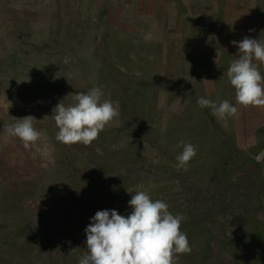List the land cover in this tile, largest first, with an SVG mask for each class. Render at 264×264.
<instances>
[{
    "label": "rangeland",
    "instance_id": "rangeland-1",
    "mask_svg": "<svg viewBox=\"0 0 264 264\" xmlns=\"http://www.w3.org/2000/svg\"><path fill=\"white\" fill-rule=\"evenodd\" d=\"M245 37L264 41V0H0V264H78L90 217L128 215L138 190L197 213L176 264H264V106L227 77ZM93 86L119 115L89 146L59 143L55 106ZM200 97L238 115L225 127ZM29 115L46 153L5 131Z\"/></svg>",
    "mask_w": 264,
    "mask_h": 264
},
{
    "label": "clouds",
    "instance_id": "clouds-1",
    "mask_svg": "<svg viewBox=\"0 0 264 264\" xmlns=\"http://www.w3.org/2000/svg\"><path fill=\"white\" fill-rule=\"evenodd\" d=\"M231 43L238 49V58L228 67L227 77L235 89L236 102L244 107L264 106V74L259 70V66L264 64V41L245 37ZM102 97L103 88L93 86L87 92L77 93L74 105L58 103L53 111L58 128L56 141L68 146H89L97 140L119 115L118 104ZM197 104L201 109H210L225 127L229 118L238 115V108L229 100L217 103L200 97ZM33 118L31 115L19 118L5 131L8 136L21 140L24 149L35 156L37 152L46 153L48 149L44 145L36 152L32 151L41 139ZM180 147L182 151L175 157V166L178 170H187L189 162L197 155V149L183 140L172 149L175 151ZM256 159L264 160V153ZM134 193L128 201L131 208L128 215L119 214L115 209H105L90 217V223L84 230L86 253L78 259V264H176L179 254L192 252L187 233L181 228L185 218L171 213L164 200L152 199L147 191Z\"/></svg>",
    "mask_w": 264,
    "mask_h": 264
},
{
    "label": "trees",
    "instance_id": "trees-1",
    "mask_svg": "<svg viewBox=\"0 0 264 264\" xmlns=\"http://www.w3.org/2000/svg\"><path fill=\"white\" fill-rule=\"evenodd\" d=\"M181 8H182V6H180ZM4 60H6V59H2V58H0V62L1 61H4ZM95 185H97V186H100L99 184H97V183H94ZM179 215H181V214H179ZM197 215V213H187V214H185V215H182L185 219H184V221L182 222V225H181V228H182V230L184 231V232H186L187 233V238L188 239H190V235H191V231H192V228L193 227H195V226H198V225H194V224H192V221H193V219L195 218V216ZM194 225V226H193ZM205 228H207V226H205L204 225V221L203 220H201V225H200V229H205ZM210 237V236H209ZM29 238V237H28ZM27 238V239H28ZM32 238H33V236H32ZM14 245H16L17 247H21V246H25V248H27L28 249V243H26V242H21V239H19V240H16V242H14L13 243V246ZM27 245V246H26ZM35 247H37V245L35 244V245H33L32 246V250H35V249H37V248H35ZM66 249H67V247H65L64 248V250L66 251ZM23 252H29V251H23ZM181 255H188V254H179V256H181ZM32 258L33 259H35L34 258V256H32ZM23 263L24 264H29L26 260H23ZM35 264V263H34ZM38 264H43V261L42 262H39Z\"/></svg>",
    "mask_w": 264,
    "mask_h": 264
},
{
    "label": "water",
    "instance_id": "water-1",
    "mask_svg": "<svg viewBox=\"0 0 264 264\" xmlns=\"http://www.w3.org/2000/svg\"><path fill=\"white\" fill-rule=\"evenodd\" d=\"M261 153H264V147H262V149L259 151V153L257 154V156L258 155H260ZM257 160V159H256ZM258 161V160H257Z\"/></svg>",
    "mask_w": 264,
    "mask_h": 264
},
{
    "label": "flooded vegetation",
    "instance_id": "flooded-vegetation-1",
    "mask_svg": "<svg viewBox=\"0 0 264 264\" xmlns=\"http://www.w3.org/2000/svg\"><path fill=\"white\" fill-rule=\"evenodd\" d=\"M263 147H264V146H263ZM261 149H262V148H261ZM261 149H260V150H261ZM260 150H259V151H260ZM258 153H259V152H258ZM258 153H257V154H258ZM257 154H256V157H257ZM256 161H257V160H256Z\"/></svg>",
    "mask_w": 264,
    "mask_h": 264
}]
</instances>
